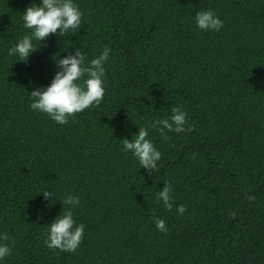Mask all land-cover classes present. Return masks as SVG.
<instances>
[{"label":"trees","instance_id":"16d2710c","mask_svg":"<svg viewBox=\"0 0 264 264\" xmlns=\"http://www.w3.org/2000/svg\"><path fill=\"white\" fill-rule=\"evenodd\" d=\"M40 2L0 0V235L11 247L0 264H264V0H73L78 32L33 40L17 61L8 49L30 34L23 11ZM201 10L223 27L198 29ZM105 46L99 106L64 125L30 108L55 60L80 48L90 61ZM174 106L193 130L164 140L149 129L161 153L149 174L120 140ZM164 182L171 211L156 198ZM66 193L80 204L63 205ZM66 208L85 225L75 252L44 243Z\"/></svg>","mask_w":264,"mask_h":264},{"label":"clouds","instance_id":"9594fccd","mask_svg":"<svg viewBox=\"0 0 264 264\" xmlns=\"http://www.w3.org/2000/svg\"><path fill=\"white\" fill-rule=\"evenodd\" d=\"M83 13L73 0H41L40 3H32L23 11L22 19L24 27L31 30L13 44L7 52L8 56L18 57L17 61H27L31 53L38 47L33 40L44 42L50 35L65 37L68 33L76 34L82 26ZM194 22L202 31H219L223 27V21L212 10H201L195 14ZM111 49L107 46L95 58L87 61L86 55L75 49V53L55 60L58 71L55 72L51 82L47 86L34 88L30 92L32 102L30 108L47 114L53 121L64 125L69 118L85 109L99 106L104 98L103 77L105 76V61L109 57ZM87 61V63H86ZM79 82V83H78ZM187 124V113L179 106L171 108L168 118L150 122L147 127H140L138 133L132 135V139H121L122 150L131 152L138 159L140 167H144L149 174L158 171L157 161L161 159V153L155 148L153 142L148 139L149 129H156L164 140L169 139L166 132L177 134L192 131L193 126ZM195 159V154H193ZM45 199L52 198L53 193L44 189L40 191ZM158 201H162L164 207L171 211L173 208L172 186L164 182V186L156 194ZM249 200H254L252 195ZM62 204L75 207L80 204L78 196L71 193L64 194ZM176 211L183 215L186 211L184 205H178ZM233 215H235L233 213ZM156 228L166 232L165 221L154 217ZM84 224L76 225L73 212L66 208L62 214H58L47 226L45 245L50 249H58L61 252H75L84 236ZM0 259H4L11 253L8 245V234L0 235Z\"/></svg>","mask_w":264,"mask_h":264}]
</instances>
